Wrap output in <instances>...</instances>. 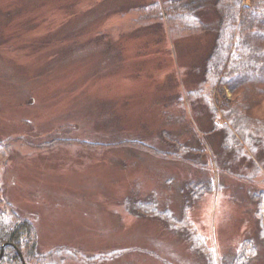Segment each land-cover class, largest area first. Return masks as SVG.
<instances>
[{"label":"rangeland","instance_id":"374dc122","mask_svg":"<svg viewBox=\"0 0 264 264\" xmlns=\"http://www.w3.org/2000/svg\"><path fill=\"white\" fill-rule=\"evenodd\" d=\"M149 1L0 0V141H7L0 199L33 222L38 251L72 250L60 255L62 264H205L165 221L124 202L154 191L158 205L179 214L190 199L186 179L212 181L183 217L216 264L256 232L248 191L264 190V153L246 149L255 164L227 152L216 132L206 154L192 155L196 162L131 145H89L128 137L164 148V127H174L181 141L192 138L182 121H166L164 110L178 115L184 105L191 117L185 93L200 81L190 78L191 63L201 60L212 33L185 35L165 17L141 19L137 8ZM174 90L183 102L168 97ZM253 90L227 97L239 106ZM254 100L246 111L264 129V95ZM199 118L204 127L209 119L192 115L203 135ZM216 121L229 123L220 110ZM250 264H264V251Z\"/></svg>","mask_w":264,"mask_h":264},{"label":"trees","instance_id":"16d2710c","mask_svg":"<svg viewBox=\"0 0 264 264\" xmlns=\"http://www.w3.org/2000/svg\"><path fill=\"white\" fill-rule=\"evenodd\" d=\"M160 2L151 0L141 4L137 8L140 10L138 12L140 18L144 19L146 16L145 19L149 17L159 23L158 21H162L165 17L167 24L177 25L176 27L181 29L182 33H186L185 35L191 32L196 33L200 29L203 32L212 33L208 48L201 60L191 63L193 78L192 75L190 78L193 81L197 79L200 81L185 93V101L194 107L192 115L193 113L205 114L209 119L207 121L209 127H204L202 125L204 122L199 118L198 122L200 126H203L200 128L204 130L201 135L199 127L193 124L192 115L190 117L187 115V110L182 109L185 107L183 105L179 110L181 114L178 115L169 114L171 108L164 110L165 120L171 121L173 118L182 121L191 133V139L181 141L179 135L175 134L174 127H164L161 133L164 148L128 137L113 143L89 142V145L93 147L111 144L131 145L162 157H176L179 160L196 162V158L192 155H198L196 154L198 151L206 154L207 148L205 147L208 146L207 143L212 142L213 133L216 132L223 150L237 152L236 155L243 153L247 160L256 164L253 156L250 154L246 156V149L248 148L254 155L259 154V151L264 153V129L257 121L249 118L246 110L251 107L258 93L264 95V0H165L161 6ZM146 14L150 16L147 17ZM208 82L210 84L206 85ZM172 83L174 84V81ZM241 87L254 88L253 93L256 94L249 99L248 103L238 106L234 98L227 97V91L235 92ZM171 93L168 97L173 96L176 100L180 98L179 101H184L183 96L178 97L176 90ZM167 99L169 98L165 96L164 103H162L164 108L169 104ZM108 106L109 104L104 105L105 108ZM219 110L229 120V123L220 125L216 121ZM115 121L118 122V120ZM115 121L111 123L115 125ZM6 147L7 141H0V149ZM221 158V162L229 163L222 156ZM247 164L244 166L247 167ZM251 164L254 165L252 162ZM257 165L254 167L259 171V165ZM211 184L210 179L193 178L190 181L186 179L183 186L190 199H185L179 214H175L169 205H158L154 191L144 197L137 195L133 197L128 194L124 197V202L127 205L129 203L134 205L135 210L141 213H147L165 221L164 223L172 231L178 233L187 242L190 249L201 256L205 264H216L213 251L206 246L203 236L192 232L191 223L183 217V213L190 207V202L202 193L210 191ZM248 194L255 204L256 232L254 235L246 236L241 241L239 249L232 253L222 254L219 264H250L259 251H264V190H252L248 191ZM0 203H2L0 205V254L2 253L0 263L5 261L9 264H62L60 255L71 253L72 250L57 247L47 252L38 251L33 222L17 214L6 202L2 201V198ZM18 251L21 252V256ZM54 254H57L58 258Z\"/></svg>","mask_w":264,"mask_h":264},{"label":"water","instance_id":"95a60500","mask_svg":"<svg viewBox=\"0 0 264 264\" xmlns=\"http://www.w3.org/2000/svg\"><path fill=\"white\" fill-rule=\"evenodd\" d=\"M18 253H19L20 256L22 255L20 251H18ZM25 264H26V263H25Z\"/></svg>","mask_w":264,"mask_h":264}]
</instances>
